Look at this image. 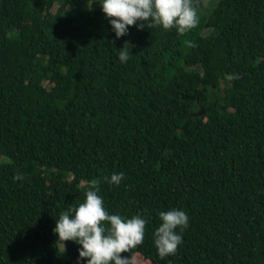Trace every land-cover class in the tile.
<instances>
[{"label":"trees","instance_id":"trees-1","mask_svg":"<svg viewBox=\"0 0 264 264\" xmlns=\"http://www.w3.org/2000/svg\"><path fill=\"white\" fill-rule=\"evenodd\" d=\"M93 180L109 214L147 220L123 256L264 264V0L120 38L95 0H0V264H78L53 229ZM173 208L188 227L160 259L153 233Z\"/></svg>","mask_w":264,"mask_h":264},{"label":"clouds","instance_id":"clouds-1","mask_svg":"<svg viewBox=\"0 0 264 264\" xmlns=\"http://www.w3.org/2000/svg\"><path fill=\"white\" fill-rule=\"evenodd\" d=\"M99 3L104 17L108 19L116 38L128 34V28L136 26L161 27L163 30L176 29L178 34H186L199 24L198 0H95ZM133 47L125 41L119 50L121 63L130 58ZM237 74L228 76L238 79ZM123 173L104 177V182L119 185ZM14 180L23 179L14 175ZM99 181L86 184L85 199L78 206H69L60 213L53 232L57 235L56 245L62 252L66 241H73L78 249L79 260L86 264H132L130 253L143 243L147 220L140 214L125 219L118 214H109L101 196ZM160 225L153 233L154 246L160 259L176 254L182 243V232L188 227L187 213L180 209L161 211ZM179 230V231H178ZM57 248V250H58Z\"/></svg>","mask_w":264,"mask_h":264},{"label":"rangeland","instance_id":"rangeland-1","mask_svg":"<svg viewBox=\"0 0 264 264\" xmlns=\"http://www.w3.org/2000/svg\"><path fill=\"white\" fill-rule=\"evenodd\" d=\"M216 1L217 0H199V2L197 4L199 16L206 14V12L213 6V4ZM25 23H26V21H21L20 25L25 24ZM206 32H207V30H204V33H206ZM131 259L134 262V264H150V262L146 258L142 257L137 252L132 254Z\"/></svg>","mask_w":264,"mask_h":264},{"label":"water","instance_id":"water-1","mask_svg":"<svg viewBox=\"0 0 264 264\" xmlns=\"http://www.w3.org/2000/svg\"><path fill=\"white\" fill-rule=\"evenodd\" d=\"M202 113H203V109H202V107H199V108L197 109V111H195L194 114H198V115H200V114H202Z\"/></svg>","mask_w":264,"mask_h":264}]
</instances>
